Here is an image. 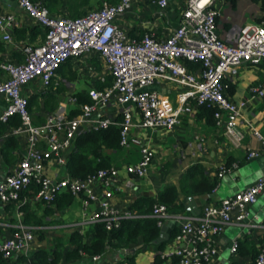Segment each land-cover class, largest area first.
Segmentation results:
<instances>
[{
    "label": "built area",
    "instance_id": "2783aa9c",
    "mask_svg": "<svg viewBox=\"0 0 264 264\" xmlns=\"http://www.w3.org/2000/svg\"><path fill=\"white\" fill-rule=\"evenodd\" d=\"M25 14L44 29V38L37 45L20 48L22 61L0 62V96L5 108L0 121L7 124L17 117L20 124L10 134L24 136L26 152L15 168L0 180V205L20 200L22 193L34 185L37 190L32 198L51 204L66 192L73 197L82 196L83 206L97 203L98 209L87 217L86 222H105L106 228L119 226L122 219L138 216L132 211H119L111 203L112 186L117 181L119 169L111 166L99 169L85 179L70 175L57 179L45 173L48 162L64 166L67 154L75 137L85 131L99 130L112 124L120 126V146L129 145L132 128L143 130H171L179 124L183 105L193 99L198 105L213 107L215 125L222 127L224 135L235 146H241L243 133L238 122L240 107L249 102L264 99V20L245 23L226 39L218 34L219 11L217 0H186L181 19L165 38L158 39L153 32L144 33L139 39H131L115 23L117 15L131 7L132 0L117 3L104 1L97 9L77 18L52 16L40 2L15 0ZM165 8L169 0H155ZM14 17L0 13V36L11 43ZM95 54L107 66L112 77L110 86L89 91V103H77L71 95L66 103L77 113L69 116L70 109L60 105L56 114L48 117L42 125H33L28 110V99L23 94L24 86L38 80L47 88L57 70L69 59ZM189 64H197L191 68ZM243 65L261 68L262 79L248 88V95L241 103L233 102L227 95L228 82L234 80ZM157 80H166L184 87L178 96V105L173 107L165 97L149 90ZM116 100L120 106L121 120L114 116L97 114ZM62 136H58L59 133ZM260 141L259 149L249 150L247 159L264 157V136L254 130ZM44 140V146L38 142ZM139 160L128 164L126 173L144 177L154 160V151L149 144L139 149ZM238 167L237 162L229 166L221 164L217 178ZM100 187L97 193L95 186ZM264 190V175L254 184L238 191L217 204H204L197 212L180 216L179 231L172 239V251L160 254L155 264H208L217 255L216 239L225 226L257 227L247 223L248 208L254 204ZM150 216L161 227L170 216L166 205L154 203ZM249 222V221H248ZM35 239L34 232L18 224L8 237L0 239V257L10 260L23 253ZM237 243L231 246V253ZM101 255H93V261ZM255 264H264V241L255 259Z\"/></svg>",
    "mask_w": 264,
    "mask_h": 264
},
{
    "label": "crops",
    "instance_id": "0c3cea01",
    "mask_svg": "<svg viewBox=\"0 0 264 264\" xmlns=\"http://www.w3.org/2000/svg\"><path fill=\"white\" fill-rule=\"evenodd\" d=\"M32 1L40 2L52 16L77 18L90 10L99 8L104 1L117 3L119 0ZM185 2L186 0H169L165 8H160L155 0H132L130 9L117 15L114 21L131 39H139L149 31L153 32L158 39H162L178 25ZM215 7L219 11L218 34L226 40L245 23H258L264 20V8H261L260 2L237 0L235 8H232L225 0L223 3L217 0ZM0 13L14 17V25L10 31L12 42H5L0 36V62L9 60L20 62L23 59L20 48L42 42L44 29L27 16L15 0L1 1ZM85 70L88 77L83 79L79 73ZM107 75H109L108 69L104 61L95 54H89L69 59L61 65L50 85L45 89L38 80L24 86L22 92L29 100L28 110L33 125L44 124L48 117L58 112L60 105L66 104V108L71 110L69 116L75 115L77 110L66 103L67 98L71 95L76 96L77 93L88 94L92 89H99L94 88L95 82L97 85L105 82ZM0 76L3 77V74L0 73ZM261 79L260 67L243 65L238 76L228 82L229 99L238 104L245 101L248 88ZM148 89L165 97L173 107L178 105L179 94L186 90L166 80H157ZM77 103L79 104L78 99ZM197 105L195 100L189 99L183 105L179 124L171 130L151 131L137 127L131 129L129 145L112 154V166L119 169V175L112 186L110 203L119 211L134 212L137 218L148 217L151 211L146 213L144 206L135 209L133 208L135 203L142 198L156 200L158 194L167 186L179 188L183 177L193 166H199L210 179H217V185L213 191L207 195L196 196L180 193L175 204L183 205L184 212L169 213V218L164 222L163 235H159L148 245H145L141 239L128 247L113 246L116 245V242H113L98 261H93L90 255L84 254L76 259L62 257L59 264H118L131 256L133 263L137 264V254L144 251H150L149 264H155L160 261V254H165L164 251H160L165 244L173 248L172 239L179 231L180 216L195 213L204 204H217L222 199L251 186L256 179L264 175V157L246 158L249 150L261 147L253 131L256 130L264 136V99L249 102L240 107L238 125L243 133V139L241 146L238 147L226 138L222 127L215 125V122L208 123L200 115ZM4 108L5 102L0 96V115ZM97 114L101 117L114 116L116 121L120 117L121 120L120 106L116 100H112L107 107L99 109ZM12 128L13 125L0 121V148L8 136H14L17 140V148L13 150L14 160L5 161L0 150V180L15 168L27 148L24 136L10 134ZM58 136H62V133L60 132ZM145 143L149 144L154 151V164L149 167L144 177L138 178L126 173L124 168L128 164L138 162L139 149ZM38 146L43 147L44 140L39 141ZM72 148L73 143L69 152ZM228 161V166L237 162L238 167L217 178L218 167ZM45 173L57 179L69 175L66 165L58 166L55 162L46 164ZM95 189L97 193H101L98 185ZM32 195L33 190L27 188L20 200L0 205V239L8 237L18 224L31 229L35 235L28 249L12 256L10 264L19 260L31 264L34 261L35 252L39 249L47 250L49 257L54 250L64 254L71 248L70 236L75 232L83 236L85 242L90 241L91 228L94 224H89L86 220L98 209L97 203L93 202L85 207L82 204V196H79V198L72 197L71 202L64 205L63 196H61L58 202L46 204L34 200ZM252 222L258 226L252 228L235 224L225 226L216 239L217 255L208 264H253L255 262L264 241V190L258 195L256 202L248 208L247 223ZM234 242L237 243V250L231 253L230 249ZM142 263L145 264L144 260Z\"/></svg>",
    "mask_w": 264,
    "mask_h": 264
},
{
    "label": "trees",
    "instance_id": "16d2710c",
    "mask_svg": "<svg viewBox=\"0 0 264 264\" xmlns=\"http://www.w3.org/2000/svg\"><path fill=\"white\" fill-rule=\"evenodd\" d=\"M251 1L260 2L261 8H264V0ZM225 2L232 8H235L237 0H225ZM189 66L196 67L197 64H189ZM111 83L112 77L111 75H107L105 82L98 83L97 88L101 89L110 86ZM76 96L80 103L90 102L88 94L77 93ZM197 107L200 115L203 116L208 123H214L213 107H208L206 105H197ZM117 120L119 121L120 117ZM8 123L16 127L20 124V121L17 117H14ZM16 148L17 140L14 136H8L0 148L3 159L5 161L14 160L13 150ZM121 149L120 126L118 124H112L104 129L82 132L75 137L73 140V148L67 154V171L71 177L85 179L95 174L99 169L110 168L113 163V152H118ZM228 164L229 161L226 165ZM216 185L217 179H210L199 166H193L183 177L179 188L176 186H167L158 194L156 200L153 198H142L135 203L133 208L136 209L144 206L146 208L145 212L147 213L151 211L153 204L158 202L166 205L169 213L184 212L183 205L175 204L180 193L186 196L207 195L213 191ZM29 188L32 189L33 192L37 190L34 185H31ZM61 196H63L64 205L69 204L73 197L71 194L64 192L60 194L54 202H58V198ZM159 233L160 227L157 226L156 219L150 216L122 219L118 227L111 228L110 230L106 228L105 222H97L92 225V237L90 241L85 242L83 236L76 232L72 233L70 236L71 248L64 254L54 250L51 253L52 256L49 257V252L47 250L39 249L35 252L34 261L31 264H59L62 257L66 259H76L84 254L102 256L106 249L113 245V242H116V245L114 244L113 246L128 247L131 244L137 243L138 239H141L145 245H148L158 238ZM9 261L10 260L0 257V264H10ZM11 264L26 263L23 260H19ZM118 264H134L133 257L125 258ZM253 264H255V262H253Z\"/></svg>",
    "mask_w": 264,
    "mask_h": 264
},
{
    "label": "rangeland",
    "instance_id": "374dc122",
    "mask_svg": "<svg viewBox=\"0 0 264 264\" xmlns=\"http://www.w3.org/2000/svg\"><path fill=\"white\" fill-rule=\"evenodd\" d=\"M223 1L224 0H219L220 3H223ZM79 76H82V78L84 79V78L88 77V73L85 70V71L80 72L79 73ZM94 88H97V83L96 82L94 84ZM152 164H154V163L152 162ZM156 167L159 168L158 165H156ZM160 251L161 252L164 251V253H167L168 254V253H170L172 251V247L169 246V245H167V244H165V246L163 247V249H161ZM136 257H137V261H136L137 264L142 263V260H144V263L145 264H149L150 263V258H151L150 251H144V252L138 253Z\"/></svg>",
    "mask_w": 264,
    "mask_h": 264
},
{
    "label": "water",
    "instance_id": "95a60500",
    "mask_svg": "<svg viewBox=\"0 0 264 264\" xmlns=\"http://www.w3.org/2000/svg\"><path fill=\"white\" fill-rule=\"evenodd\" d=\"M3 1V0H0V2ZM198 211V210H197ZM164 229H165V224H163L161 227H160V236L163 235V232H164Z\"/></svg>",
    "mask_w": 264,
    "mask_h": 264
}]
</instances>
